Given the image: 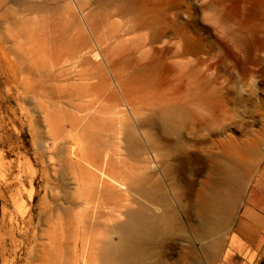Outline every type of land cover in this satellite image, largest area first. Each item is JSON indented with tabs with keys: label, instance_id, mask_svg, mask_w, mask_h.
Masks as SVG:
<instances>
[{
	"label": "rangeland",
	"instance_id": "rangeland-1",
	"mask_svg": "<svg viewBox=\"0 0 264 264\" xmlns=\"http://www.w3.org/2000/svg\"><path fill=\"white\" fill-rule=\"evenodd\" d=\"M115 1L0 0V264H84V255L89 258L92 251H83V232L93 233L97 240L119 242L116 230L104 232L88 226L93 221L111 228L113 223L102 217L110 210L100 206L89 209L86 230L75 226L73 219L82 207L73 215H65L63 210L71 206L76 194L68 164V150L74 145L69 139L56 146L49 128L55 113L71 120L88 115L86 111L80 114L79 108L86 110L91 104L97 107L94 99L85 95L79 99L70 96L74 91L82 93L79 89L84 80L78 77L82 69L72 64L53 68L52 61L55 51L64 46L78 26L86 27L88 17L97 22L103 13L113 12ZM139 2L144 7L153 5L159 16L167 15L171 23L167 40L173 47L180 42L177 33L184 31L188 52L182 62L187 65L181 75L172 64L171 72H155L153 90L161 94L167 89L169 98H173L169 123L155 122L152 126L145 118L139 124L130 119L137 143L122 136L120 149L113 148L111 154L116 159H128L130 153L140 152L138 161L143 160L141 167L145 166L142 176L154 177L152 184H159L160 204L150 207L162 217L163 227L172 226L174 235L157 248L158 254L175 263L185 251L202 248L209 239L202 240L200 235L207 232L208 222H221V212L228 202L233 212L218 235L227 251L247 189L264 161V0ZM111 21L121 18L113 17ZM154 47L160 49L162 42ZM96 54L99 59L91 60L104 62V54L98 50ZM169 61L180 62L174 55ZM26 86L29 93L24 90ZM181 99L186 109L180 107ZM96 116V121L100 117L109 119V126L116 118L112 111L107 116ZM226 165L235 168V178L227 179ZM218 190L225 195L220 199L224 205L215 212L205 203ZM198 193L203 197L206 194L209 200L201 202ZM163 197L168 208L163 205ZM58 216L62 225L72 218L70 232L76 231L79 236L76 247L71 243L55 253L49 249L48 235L57 227ZM29 219L31 224L27 223ZM31 247H35L32 255ZM249 261L253 263L254 259Z\"/></svg>",
	"mask_w": 264,
	"mask_h": 264
},
{
	"label": "bare ground",
	"instance_id": "bare-ground-1",
	"mask_svg": "<svg viewBox=\"0 0 264 264\" xmlns=\"http://www.w3.org/2000/svg\"><path fill=\"white\" fill-rule=\"evenodd\" d=\"M112 6L114 7L111 8L113 12L103 13L97 22L88 17L86 27L78 26L74 33L72 32L73 35L68 37V41H65L64 46L55 47L58 49L55 51V59L52 61L53 68L72 64V66L82 69L78 75L84 80V84L79 89L82 93H75L74 91L70 96H78L79 99L85 95L86 98L94 99L93 101L97 105L95 109L94 104L88 106L86 110L79 108L80 114L86 111L88 115L74 116L71 120L67 115L59 117L58 113H55L53 123L49 126L56 146L69 139L73 141L74 145L68 150V164L76 184V194L75 200L70 204L71 206L63 211L65 215L70 216L73 215L75 209L82 207V211L73 215V219L75 217V226L86 230V224L89 221L85 215L89 213V209L93 206L97 209L100 206L101 209L110 210L102 217H108L107 222L113 223L111 228L106 229L102 224L93 221L88 223V226L92 230L102 229L104 232L116 230L115 234L119 241L114 243V239L112 242L105 239L97 240L92 237L93 233L83 232V241L81 240L83 251H92V254L89 258L84 255L82 261L84 264H221L223 259L229 261V254L221 246L218 235H220L221 228L230 220L231 212H233L230 203L223 204L225 207L221 212L223 218H220V223H215V220H213L214 223L208 222L207 232H203L200 238L202 240L209 239V241L202 248L199 250L192 248L185 251L179 262H168L156 250L167 238L171 239L174 232H172V226H162V217L150 207L160 204L159 184L155 182L152 184L154 177L142 176L141 171L144 170L145 166L144 168L141 167L143 160L138 161L140 152L130 153L128 159H120L119 157L116 159L111 154L113 148L115 150L120 149V137L122 136H126L127 140L133 144L137 143L134 123H128L130 119H133L136 124H139L143 118L146 119L147 124L150 123L149 125L155 122H163L166 125L169 123L173 98H169L167 89L164 90L166 92L161 91L164 92L161 94H158L160 91L153 90L157 79L156 74L159 73V69L170 71L171 64L176 65L178 74H183L187 64L183 63L182 60L185 59L184 57L188 52L184 31L177 33L180 42L176 47H173L167 40L171 23L167 15L166 17L159 16L153 5L144 7L139 0H117ZM113 17H119L121 21H111ZM129 36H134V38L127 39ZM159 42H162V47L156 49L154 46ZM97 50L104 54V62L95 63L91 60L93 57L99 59L96 54ZM172 55L177 56L180 62L170 63L169 60ZM128 70L131 72H127ZM28 87L24 88L26 93L30 90ZM16 91L18 90L16 89ZM178 103L180 107L186 109L182 99ZM122 108L126 110H122ZM92 110H94L93 114L90 113ZM111 111L116 116L111 120V126L107 123L109 119L104 117H100L96 121V115L107 116ZM128 150L130 149L128 148ZM114 155L118 154L114 152ZM226 166L228 167L225 168L224 173L227 179L235 178L237 172L235 168ZM13 169L15 170V167ZM221 170L219 169V171ZM224 173L219 174L224 175ZM228 182L231 184L230 180ZM31 184H33V180ZM227 184L224 185L227 186ZM205 192L207 191L205 190ZM219 193L213 197L214 199L211 195V201L205 199L206 194L204 197L202 193L197 195L201 202L208 201L204 203L211 211L217 212L219 206H223L221 204L224 199L223 196H225L220 193L222 195L220 197ZM29 197L30 200L34 198L33 194H30ZM143 200L149 205L145 204ZM163 202V205L168 208V201L164 197ZM207 209L204 210L207 211ZM218 212L220 214V211ZM213 217L215 219V216ZM213 217L209 218L213 219ZM57 218V227L48 235L49 249L55 253L61 252L64 246L71 243L76 247L79 236L76 231L70 232V228L74 224L72 218L66 225L64 224L67 228L62 225V218L60 219V216ZM122 218L125 220L122 221ZM27 223L31 224L32 219H29ZM66 233L69 234V237H66ZM184 237L182 236V238ZM12 240L16 248L17 239L14 235ZM34 248H29L30 255L34 253Z\"/></svg>",
	"mask_w": 264,
	"mask_h": 264
},
{
	"label": "crops",
	"instance_id": "crops-1",
	"mask_svg": "<svg viewBox=\"0 0 264 264\" xmlns=\"http://www.w3.org/2000/svg\"><path fill=\"white\" fill-rule=\"evenodd\" d=\"M232 232L230 259L221 264H264V161L247 189Z\"/></svg>",
	"mask_w": 264,
	"mask_h": 264
}]
</instances>
